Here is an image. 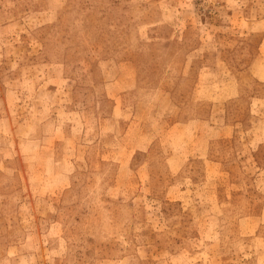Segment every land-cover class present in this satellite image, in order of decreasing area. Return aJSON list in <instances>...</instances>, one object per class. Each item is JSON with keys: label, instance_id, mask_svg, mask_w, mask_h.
I'll return each mask as SVG.
<instances>
[{"label": "rangeland", "instance_id": "obj_1", "mask_svg": "<svg viewBox=\"0 0 264 264\" xmlns=\"http://www.w3.org/2000/svg\"><path fill=\"white\" fill-rule=\"evenodd\" d=\"M0 264H264V0H0Z\"/></svg>", "mask_w": 264, "mask_h": 264}]
</instances>
